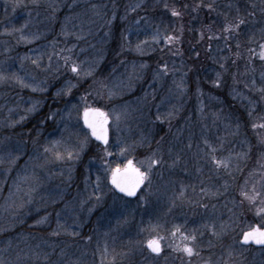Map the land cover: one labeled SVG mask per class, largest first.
<instances>
[{
  "label": "rangeland",
  "instance_id": "obj_1",
  "mask_svg": "<svg viewBox=\"0 0 264 264\" xmlns=\"http://www.w3.org/2000/svg\"><path fill=\"white\" fill-rule=\"evenodd\" d=\"M14 2L0 0V73L10 77L0 82V159L17 157L11 165L0 164V260L46 264L34 255L40 252L48 253L54 264L61 259L66 264H189L176 248L192 243L180 232L191 234L195 229L193 246L200 256H193L191 264L207 259L210 264H264V245L241 242L253 221L264 224V212L257 210L264 207V127H252L264 123V99L256 90L264 86V61L259 59V44L264 43L261 0H20L15 7ZM209 3L212 9L206 7ZM172 7L182 15L172 16ZM237 9L248 23L227 39L222 30ZM250 12L256 15L248 16ZM202 22L211 26V33L206 27L201 31L208 34L207 41L203 38L206 45L199 42L197 24ZM181 26L183 35L173 45L163 38L159 43L152 40L157 29L161 36L179 35ZM212 33L216 35L209 39ZM137 44L142 52L136 51ZM68 56L69 63L91 68L92 74L71 72L64 63ZM163 63L174 71L157 77ZM221 65L227 72L217 87L212 81ZM67 71L68 77L58 78ZM13 74L34 87L22 86L11 78ZM181 77L187 83L183 95L173 83ZM68 82L74 87L58 96L57 90L66 89ZM198 87L203 95L197 93ZM109 90L116 95L109 96ZM100 101L110 117L116 112L127 115L118 128L111 119L105 154L91 158L96 142L81 115L85 107ZM33 105L35 110L28 111ZM173 106L174 118H156L167 116ZM85 137L87 143L75 160L58 161L44 152L56 140L61 141L62 152L78 150ZM204 139L217 149V158H230L229 168L214 166ZM157 142L168 163L153 166L142 190L128 197L109 185L112 168L132 157L147 171ZM176 155L180 160L172 167ZM9 167L11 171L5 172ZM33 173L40 187L30 203L16 207L27 199L32 183L19 178H31ZM253 185L261 196L250 203L241 189L251 192ZM45 215L46 223H35ZM57 222L78 235L63 231L54 235ZM213 223L218 232L221 225L226 229L218 237L206 227ZM38 227L46 233L40 235ZM153 236L162 237L159 254L145 243Z\"/></svg>",
  "mask_w": 264,
  "mask_h": 264
},
{
  "label": "snow or ice",
  "instance_id": "obj_2",
  "mask_svg": "<svg viewBox=\"0 0 264 264\" xmlns=\"http://www.w3.org/2000/svg\"><path fill=\"white\" fill-rule=\"evenodd\" d=\"M201 2H203V0H201ZM19 3H20V0H15L13 6L15 7ZM99 7H100L99 5H92L93 9H97ZM135 7L139 8L140 4L138 3ZM185 7H187V5H185ZM206 7L208 9H212L213 5L211 3H209L206 5ZM252 7L255 8L256 5H252ZM164 8L168 9L169 5L167 3H165ZM132 10L135 11V8H133ZM170 11H171V15L174 17H179L182 15V12L179 11L175 7H172L170 9ZM260 12L264 13V0H261ZM96 14L100 15L99 12H97ZM247 15L254 17L256 15V13L250 12ZM113 18H115L114 15H113ZM247 23H248V21L245 18V16L240 15L239 9H237V15L234 18V20L226 22L222 31L225 34V37L227 39H230L233 36V34H238L241 30V27L246 25ZM206 27H208L209 32L211 33V26L209 25ZM5 31L7 32L8 30L5 29ZM179 31H180L179 35H176L173 33V34H165V35L161 36V32L159 31V29H157L152 36V40L156 43H159L160 39L163 38L164 40L167 41V43L169 45H173L175 42L180 41L181 36L183 35V26L180 27ZM261 31L264 32V29H261ZM65 35H69V33L67 31H65ZM204 35H205L204 32H201L200 38L203 39ZM215 35H216L215 33H212L209 36V39H211ZM24 39H27V37H24ZM250 40H251V38H250ZM262 40H264V37H262ZM141 43H145V42H141ZM226 46H228V45L226 44ZM210 47H211V45H209V48ZM236 47H237V49H239V47H240L239 40H237V42H236ZM259 48H260L259 59L264 61V43H260ZM136 51H138V52L143 51L140 44L136 45ZM249 52H253V49H249ZM180 54H181V52L179 50H177L176 55H180ZM195 55L198 57L200 54L197 52V53H195ZM235 55L238 57L240 55L239 51H237L235 53ZM249 59L251 60V57H249ZM70 60H71L70 56L65 57L64 63L69 68V70L71 72L75 73L77 76H81V75L88 76V75L92 74L91 68H89L87 70H82L80 65L77 62L72 61L71 63H69ZM49 61H51V57H49ZM38 62H39V58L36 61H33L34 64H38ZM144 67H145L144 64L140 65L141 69H143ZM159 67L161 69H163V73H161L160 71H157L155 74L157 77H162V75H166L169 71H174L173 69H169V66L167 63H163ZM192 70L193 69L191 67L188 68V71H192ZM135 71H136V65H133V74L135 73ZM253 71H254V69H253ZM224 72H227V68L224 65H221V71L216 73V78L212 81V83L215 86H217V87L221 86V84H222V73H224ZM131 75L132 74H130V78H131ZM186 75H187V73L184 74V76H186ZM9 78L10 77H8L7 75L0 73V82H4ZM11 78L18 81L22 86H26L29 88L34 87L33 84H26L25 80L18 75L13 74V76ZM261 78L264 79V72L261 73ZM173 83L176 86L177 90L180 92V94L183 95L187 89V83H186L184 77H181L178 82L173 81ZM252 83L255 84V80H253ZM35 87H39V85H35ZM72 87H74V85H72L70 82H68V86L66 89L62 88V89L57 90V95L59 96L61 94V92H64V91L70 92ZM40 90L43 91V89H40ZM256 90L262 94L261 98L264 99V86H261ZM197 93L199 95H203V90L198 87ZM108 94H109V96L116 95V93L112 92L111 90H109ZM250 103H252L253 106L255 104V102H251V101H250ZM173 109H174L173 111H169L167 113V116L162 117L160 114H157L156 118L157 119L174 118V116L176 115V111H175L176 106H173ZM34 110H35V105H33L32 108L28 109V111H34ZM126 115H127L126 112H116L114 114V116L110 117L109 113L100 107H85L83 109V113H82L83 122L85 125H87V128L90 129V135L92 137H95L98 141H102L105 145H107L109 142V127H108L109 120L114 119L116 121L117 128H118L120 120L122 119V117H126ZM21 119H23V117H21ZM258 126L264 127V123H262L260 125H257L255 123L252 124V127L254 129L257 128ZM236 128L238 130L239 125H236ZM163 139H164V137H161V141H163ZM86 143H87V137H85L84 141H81L78 150L66 148L65 151L62 152L59 150V146L61 144V141H59V140L51 141V142H49L48 146L44 147V152L45 153H51L52 157L58 161L75 160L79 156V150H82ZM157 143H158V147H157L156 151H154L152 156L149 157L150 162L148 163L147 171H141L140 168L136 167L133 164L132 160H128L127 165L125 166V168L123 170L120 168V166H117L115 169H113L111 171V184L114 185L115 188L118 189L121 193H125L128 196H135L137 194V190L141 187V185L145 184L146 181L150 182V173L152 171L153 166L168 163V161H166L164 159L163 149L159 146V142H157ZM203 143L206 146H208L209 151H208L207 155L209 156L210 161L214 164V166L217 169H219L221 167L227 169L230 167V158H217V156L215 155L217 149L211 145L210 141L208 139H204ZM188 147H191L190 143L188 144ZM123 151H124V149H121V152H123ZM168 152L171 153L172 149L169 148ZM9 155L11 156V159H9L8 161H4L3 159H0V164L8 163L9 165H11L12 163H14L15 160L17 159V157L12 156L11 154H9ZM237 155H240V154H237ZM243 155H246V153ZM179 160H180V156L176 155L175 159H173L171 161V166L175 167ZM40 166L43 167V165H40ZM9 171H11L10 167L5 169V172H9ZM19 179L21 181H24V182H28L30 179L32 181V183L29 184V190L26 194L27 199L22 200V202L19 205H16V207L23 208L25 206V204L30 203L32 201V198H33L32 194L37 192L38 188L40 187V179L38 176L35 175V173L32 174L31 178L28 176H21ZM99 180H100V177H97L98 182H99ZM98 186L99 185L97 184V187ZM14 187H15L16 192L20 191V185L15 181H14ZM201 191H206V190L201 189ZM13 194H14L13 192H10V197ZM216 194H218V192L213 193V195H216ZM181 196H183V193H181ZM241 196H243L245 199H247L250 203H255L257 198L261 196V192H258L256 190V186L253 185L251 192L246 191L244 189H241ZM13 203H15V202H13ZM205 207H207V205H205ZM257 210H258V212H264V207L258 208ZM14 215H15V213H14ZM47 220H48V217H47V215H45V216L41 217L39 220L35 221V223L40 225V224L46 223ZM206 227H208L211 230V233L213 236H217V237L220 236L221 233L226 230L224 228V226L221 225V230H220V232H218L216 230V225L214 223L209 224ZM175 230L177 232H180V227L177 226ZM61 231L69 233L70 235H73V236L78 235V233H76L75 231H69V228H67L65 225L57 222V227H56V230H54L53 234L59 235ZM180 235L184 241H191L192 243H183L182 245H178L176 248V251L183 252L189 258V264H191V258L193 256H196V257L200 256V252L197 250V247L193 246L197 240L196 230L193 229L191 234H186L184 232H180ZM161 239H162V237L153 236L152 238L148 239L145 242L147 244V247L151 250L152 253H155V254L161 253V251H162L161 243H160ZM242 239L244 242H254L255 244H258V245H264V229H262L260 227L252 228L249 231L243 233ZM105 251L107 252V247H105ZM231 254L232 253L229 252L230 256H231ZM34 255L37 257V259L42 258L46 262V264H54V262L51 260L48 253L36 252V253H34ZM61 255L62 256L64 255L63 251L61 252ZM112 260L113 261L116 260L115 255L112 256ZM0 264H4V261L0 260ZM55 264H66V262L63 259H61V260L55 262ZM203 264H210V259L203 260Z\"/></svg>",
  "mask_w": 264,
  "mask_h": 264
},
{
  "label": "trees",
  "instance_id": "obj_3",
  "mask_svg": "<svg viewBox=\"0 0 264 264\" xmlns=\"http://www.w3.org/2000/svg\"><path fill=\"white\" fill-rule=\"evenodd\" d=\"M202 24H203V25H198V24H197V30L200 29V33H201L202 29L206 27V26L204 25V22H202ZM206 28H208V27H206ZM204 34H207V32H205ZM207 36H208V34H207ZM204 37L206 38L205 35H204ZM206 41H207V38H206ZM199 42H200L201 45H206V44H205L206 42H205L204 39L201 40V38H200ZM200 44H199V45H200ZM207 46H208V45H207ZM230 73H231V72H230ZM230 73H229V74H230ZM69 75H70V74H69V72L67 71V73L65 72L63 75H61V76L58 77V78H61V77H64V76H65V78H66V77H68ZM202 77H203V76L201 75L200 78L198 79L199 82L201 81V79H203ZM235 77H236V75H235ZM227 79H228V78H227ZM227 79H226V81H227ZM231 79H232V77H231V74H230V78L228 79V81L231 80ZM224 80H225V79H224ZM226 81H225V82H226ZM201 82H202V81H201ZM222 82H223V81H222ZM223 94H224V93H223ZM223 94H222V96H223ZM226 95H227V94H226ZM58 98H59V97H58ZM224 98H226V96H225ZM96 105H97V106L104 107V108L106 107V106L103 104L102 101L97 102ZM248 129H249V128H248ZM255 129H256V128H255ZM249 130H250V129H249ZM95 145H96V149H97V150L94 151V152H92V154L90 155L91 158H94V156H96V158H97L98 155H100V154H103V155H104V154H105V149H104V147H102L101 145H99V144H97V143H95ZM98 152H99V153H98ZM94 154H95V155H94ZM262 220L264 221V219H262ZM253 222H254V224H258V225L264 227V224H262V223H260V222H255V221H253ZM33 229H34V228H33ZM33 229H32V230H33ZM35 230H36V229H35ZM43 230H44V229H43ZM43 230H41V229L38 227L36 231L39 232L40 235H42V234L46 233V231H43ZM36 236H37V235H36Z\"/></svg>",
  "mask_w": 264,
  "mask_h": 264
},
{
  "label": "water",
  "instance_id": "obj_4",
  "mask_svg": "<svg viewBox=\"0 0 264 264\" xmlns=\"http://www.w3.org/2000/svg\"><path fill=\"white\" fill-rule=\"evenodd\" d=\"M82 113H83V112H82ZM81 121H82V123H83V126H84L86 129H88V128H87V125H85L84 122H83V117H82V115H81ZM109 122H110V120H109ZM108 127H109V125H108ZM88 131H89V133H90V129H88ZM90 136H91V135H90ZM91 138L94 139V140H96L97 142L101 143L102 145H105L102 141H98L95 137H92V136H91ZM129 160H132L133 164H134L136 167H138V166L135 164V162H134L133 159H129ZM126 165H127V162H126V164H125L123 167H120V168L123 170V169L125 168ZM115 168H116V167H115ZM115 168H114V169H115ZM138 168H139V167H138ZM140 170H141V169H140ZM141 171H142V170H141ZM109 183H110L111 186H113V187L115 188V186L111 184V175H110ZM143 186H144V184L141 185V187L137 190V193L140 191V189H141ZM115 189H116V188H115ZM116 191H117L118 193H120V194H123V195H125V196H128V195L125 194V193H121L118 189H116ZM128 197H133V196H128ZM255 227H259V226H258V225H255L253 228H255ZM262 229H264V228H262ZM241 242H242V244H249V243H253V244H255L254 242H244L243 239L241 240ZM255 245L260 246V245H258V244H255Z\"/></svg>",
  "mask_w": 264,
  "mask_h": 264
},
{
  "label": "flooded vegetation",
  "instance_id": "obj_5",
  "mask_svg": "<svg viewBox=\"0 0 264 264\" xmlns=\"http://www.w3.org/2000/svg\"><path fill=\"white\" fill-rule=\"evenodd\" d=\"M88 107H100V108H103V109H105L104 107H101V106H97L96 104H93V105H90V106H88ZM110 121H111V119H110ZM109 137H110V132H109ZM97 143V142H96ZM97 144H99V145H101L102 147H106L108 144H109V142H108V144L107 145H102V144H100V143H97ZM130 159H133L134 160V162H135V159H134V157H132V158H130ZM136 163V162H135ZM117 166H120V165H116L115 167H117ZM109 181V180H108ZM144 186H145V184H144ZM143 186V187H144ZM142 187V188H143ZM142 188L140 189V190H142ZM255 225H258V224H255ZM254 225V226H255ZM259 227H262V226H260V225H258Z\"/></svg>",
  "mask_w": 264,
  "mask_h": 264
}]
</instances>
